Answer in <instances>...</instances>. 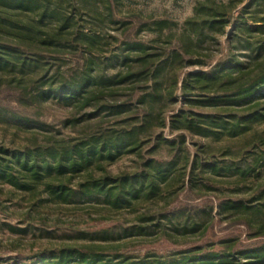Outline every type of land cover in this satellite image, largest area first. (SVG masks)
<instances>
[{
    "label": "rangeland",
    "instance_id": "obj_1",
    "mask_svg": "<svg viewBox=\"0 0 264 264\" xmlns=\"http://www.w3.org/2000/svg\"><path fill=\"white\" fill-rule=\"evenodd\" d=\"M230 1L235 19L224 33L199 37L188 31L186 23L199 3ZM62 8L77 23V30L97 35L99 45L93 54L100 64L96 73L110 83H104L97 96L92 85L71 92L61 87V77L54 70L68 61L57 65L0 49V145L23 157V152L78 144L93 131L136 132L113 159L94 160L87 169L66 174L74 190L68 201L51 196L44 183L22 190L0 180V264H34L73 248L104 255L118 264H177L186 256L213 254L224 264H264L251 256L239 257L240 252L264 249V229L260 230L264 225V119L244 121L252 111L245 103L264 96V90L246 99H230L231 105L218 108L211 105L212 100L222 94L183 89L191 72L211 75L227 61L246 60L250 50L233 36L240 35L242 16L264 17V3L84 0L75 7L66 2ZM41 11L0 6V16L53 29L54 18L48 16L39 23ZM261 25L248 21L250 31ZM186 40L191 43L190 54L183 60L191 65L180 67L176 78L175 73L164 74L157 101L150 97L140 105L138 99L152 93V88L143 79H127L138 64L134 63L136 52L124 49L126 44H145L156 54L155 60H165ZM148 109L154 111L152 120L141 129ZM118 110L125 112L117 114ZM176 115L196 119L205 130L210 129L211 117L235 123L242 118L248 129L238 136L217 129L219 135L204 137L188 130L184 120L173 121ZM205 116L210 118L201 121ZM105 175L125 182L119 185L125 194L120 207L112 205L115 197L81 191L80 184L88 178Z\"/></svg>",
    "mask_w": 264,
    "mask_h": 264
},
{
    "label": "trees",
    "instance_id": "obj_2",
    "mask_svg": "<svg viewBox=\"0 0 264 264\" xmlns=\"http://www.w3.org/2000/svg\"><path fill=\"white\" fill-rule=\"evenodd\" d=\"M84 0H0V6L10 7L13 10L37 11L42 10L39 16V23H44V20L49 16L54 18L53 29L46 30L36 25L22 21H12L6 16H0V24L4 27L0 30V49H7L26 57H40L46 61H53L55 64L68 61V65L62 63L54 70L61 77V87L71 92L77 91L82 87L93 86L98 90L104 83H110V80H103L96 73L100 60L96 58L94 50L99 45V40L94 32L87 34L84 29L77 30V23L73 22V18L66 16L62 12L63 5L67 2L69 5H81ZM255 3L262 5L264 0H255ZM232 2L226 5L199 3L195 10L194 17L186 23L188 31L199 37L209 35L216 36L218 32L224 33L226 26L234 19ZM249 19H254L255 22H261L262 25L256 28L255 31H250L248 27ZM260 19V20H258ZM243 23L237 31L239 36H233L237 39L241 47H246L250 53L246 56V60L227 61L220 65L218 69L212 72L211 75L203 71L191 72L183 81V89L186 91L197 90L202 92L212 91L216 96L212 106L223 108L231 105L230 99H246L249 96L256 94L257 91L264 90V17L262 18H246L241 17L239 22ZM238 22V23H239ZM31 23V22H30ZM141 24L142 22L139 21ZM35 25V26H34ZM0 26V27H2ZM241 35L246 36L240 38ZM257 35V36H254ZM236 37V38H235ZM255 37V38H254ZM260 39V40H257ZM257 40V42H255ZM190 41V39H189ZM186 40L184 44L176 46L165 60H155L156 54L149 52V48L142 43L135 42L127 43L124 49H133L136 54L135 64H138L137 71L127 73L128 78H136L139 81L148 82L152 93L143 95L139 98V104H146L147 98H153L157 101L156 93L159 91L162 78L167 72L175 73L184 68L188 64L184 62L183 56L190 54V42ZM87 48V50H86ZM200 67L204 63L196 62ZM229 63H232L229 66ZM193 65V64H192ZM196 65V64H195ZM178 77V76H177ZM143 79V80H142ZM179 78L175 79V82ZM104 81V82H103ZM66 87V88H65ZM61 88V89H62ZM99 94V90L95 91ZM261 97V98H260ZM254 101L245 103L252 108V111L245 116V122L255 121L256 119H264V96H260ZM123 106L118 107L122 109ZM6 109L12 110L14 113L26 119H33L29 114L21 113L17 109L11 108L9 105H3ZM115 108V107H114ZM117 108H115L116 110ZM126 109V108H125ZM127 110H130L128 107ZM125 111L118 110L117 114ZM153 109L144 110V116L140 128L149 124L152 120ZM210 117H203L200 120L205 121ZM173 121L179 119L184 120L187 124V129L197 132L204 137H210L216 133L219 135V130H227L233 136H238L248 129L246 124H243L242 118L237 123L231 122L229 118H213L210 129L205 130L196 119H190L185 115H176ZM199 120V121H200ZM166 123V122H165ZM233 123V124H231ZM204 124V123H203ZM232 125V126H229ZM127 131V130H126ZM118 132L110 130L93 131L89 137L75 145L65 146L64 148L56 149L52 147L49 150H32L23 152L21 157L19 152L11 151L0 145V180L22 190L34 188L36 183H44L48 189V193L60 201H68L73 196L74 190L69 188L68 178L66 174L71 171H80L87 169L94 160L113 159L119 153L123 146L128 141L133 139L136 131ZM1 155H4L2 157ZM160 172V170H158ZM161 173V172H160ZM165 172L161 173L164 176ZM118 183L115 186L114 182ZM123 183V184H122ZM125 182L116 180L105 175L100 178L91 176L85 182L80 184L81 191L85 195H102L107 199L114 198L116 202H112L114 207L121 206L122 197H125L119 185H124ZM113 185V186H112ZM119 195V196H118ZM246 207L245 209H247ZM252 210V209H249ZM256 210V209H254ZM264 229V225L260 230ZM238 256V254H236ZM253 257L258 263H264V249H254L250 252H240L239 257ZM217 255H206L204 257L186 256L177 264H224L219 262ZM234 257V256H229ZM126 261L129 258L125 259ZM124 260V261H125ZM130 261V260H129ZM159 263V262H158ZM157 263V264H158ZM34 264H118L112 260H106L104 255L87 252L80 249H63L58 253L53 254L50 258H43L40 262ZM124 264H137L124 262ZM145 264V263H144ZM147 264V263H146Z\"/></svg>",
    "mask_w": 264,
    "mask_h": 264
}]
</instances>
